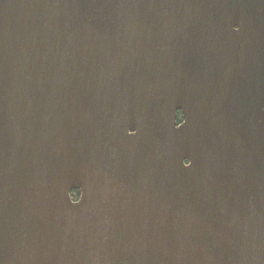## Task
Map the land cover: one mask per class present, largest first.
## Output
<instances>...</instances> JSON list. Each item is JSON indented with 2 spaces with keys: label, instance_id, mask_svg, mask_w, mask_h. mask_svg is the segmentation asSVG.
<instances>
[{
  "label": "water",
  "instance_id": "1",
  "mask_svg": "<svg viewBox=\"0 0 264 264\" xmlns=\"http://www.w3.org/2000/svg\"><path fill=\"white\" fill-rule=\"evenodd\" d=\"M0 264H264V0H0Z\"/></svg>",
  "mask_w": 264,
  "mask_h": 264
},
{
  "label": "trees",
  "instance_id": "2",
  "mask_svg": "<svg viewBox=\"0 0 264 264\" xmlns=\"http://www.w3.org/2000/svg\"><path fill=\"white\" fill-rule=\"evenodd\" d=\"M180 119H181V114L178 113V114H177V118H176V120L180 121ZM78 196H79V191H78V190L73 191V192L71 193V198H72V200H76V198H77Z\"/></svg>",
  "mask_w": 264,
  "mask_h": 264
},
{
  "label": "clouds",
  "instance_id": "3",
  "mask_svg": "<svg viewBox=\"0 0 264 264\" xmlns=\"http://www.w3.org/2000/svg\"><path fill=\"white\" fill-rule=\"evenodd\" d=\"M233 30L235 31V30H237V28L234 26V27H233ZM129 134H130V133H129ZM185 166H189V165H185Z\"/></svg>",
  "mask_w": 264,
  "mask_h": 264
}]
</instances>
